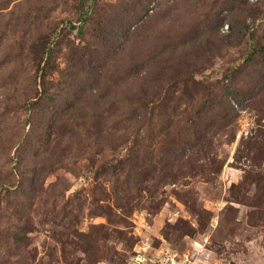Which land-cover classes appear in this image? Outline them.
<instances>
[{
	"label": "rangeland",
	"instance_id": "rangeland-1",
	"mask_svg": "<svg viewBox=\"0 0 264 264\" xmlns=\"http://www.w3.org/2000/svg\"><path fill=\"white\" fill-rule=\"evenodd\" d=\"M0 264H264V0H0Z\"/></svg>",
	"mask_w": 264,
	"mask_h": 264
}]
</instances>
